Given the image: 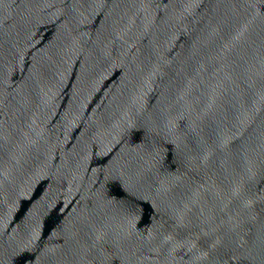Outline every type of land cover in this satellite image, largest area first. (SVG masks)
Returning <instances> with one entry per match:
<instances>
[{"label":"water","instance_id":"1","mask_svg":"<svg viewBox=\"0 0 264 264\" xmlns=\"http://www.w3.org/2000/svg\"><path fill=\"white\" fill-rule=\"evenodd\" d=\"M0 264H264V0H0Z\"/></svg>","mask_w":264,"mask_h":264}]
</instances>
